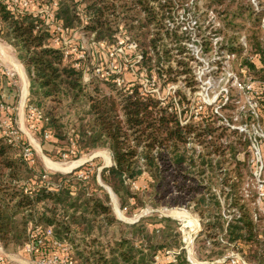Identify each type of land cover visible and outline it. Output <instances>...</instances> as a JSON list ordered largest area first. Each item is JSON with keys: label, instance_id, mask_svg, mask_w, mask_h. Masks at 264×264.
<instances>
[{"label": "rangeland", "instance_id": "374dc122", "mask_svg": "<svg viewBox=\"0 0 264 264\" xmlns=\"http://www.w3.org/2000/svg\"><path fill=\"white\" fill-rule=\"evenodd\" d=\"M114 1L116 6L125 4L129 8L117 7L111 17V31L103 33L99 40L95 39L94 31L85 28V3L75 4L79 19L74 20L63 35L66 40L64 49L69 52L67 57L62 56L63 63L80 72L87 90L91 89L89 83L97 85L105 94L112 93L111 84L121 91L138 85L141 94L152 95L161 105L173 104L183 124L201 122L217 127L212 138L216 139L213 147L217 151L209 156L211 161L207 164L210 165L205 167L202 175L203 185L207 186L203 189L207 198L203 209L208 210L211 203L208 198L215 197L219 201L217 211L230 219L238 216L237 207L242 205L241 209H247L254 223L253 239L229 242L224 231L204 232L201 217L192 201L172 204L175 192L164 198L149 195V191L142 192V205L130 208L125 204V208H120L119 200L99 176L102 167L112 164L106 146L81 151L76 156L75 145L68 146L66 140L46 136L40 130L43 119L27 117L28 106L40 110L42 115L53 114L59 119L61 135L69 137L77 130L81 119L82 123L87 121V104L79 102L74 105L66 100L56 104L51 96L44 97L0 21V63L17 72L11 79L0 76V102L12 108L13 125L34 156L33 164L27 165L34 175L31 180H21L20 184L30 187L45 173L44 180L48 185L51 183L49 175H64L77 168L74 175L86 179L94 176L98 184L104 185L116 219L131 224L144 217L148 231L156 234L157 242L164 245L155 252L152 264H176L178 256L187 261V254L193 260L191 263L187 261L189 264H229L226 257L230 251L238 254L240 264L242 261L264 264V250L261 251L264 247V33L260 27L264 18V0H175L188 10L178 11V18L182 15L181 29L184 25L188 31L187 38L181 42L163 37L162 30L153 20L163 0ZM51 2L38 3L48 5ZM49 37L48 45L56 48L55 43L48 41ZM211 137L208 135L206 139ZM185 147L194 157L207 151V146L200 144L192 133ZM16 150L12 148L14 153ZM45 160L65 168L50 167ZM73 162L79 163L78 166L67 171ZM148 180V176L142 174L127 183L131 190H137L145 188ZM88 191L103 196L101 190L90 185ZM234 199L237 207L233 204ZM128 203L132 204V201L129 199ZM173 208L184 213L176 216L171 212ZM173 212L180 214L177 210ZM111 235L110 232L104 239ZM70 239L62 245L68 252L63 257L66 262L58 264H83L73 254L74 245H79L80 249V235L73 234ZM54 250L57 255H63L61 246ZM0 257L7 264H39L38 254H31L24 246L13 244L0 242ZM222 259L224 261L220 262Z\"/></svg>", "mask_w": 264, "mask_h": 264}, {"label": "trees", "instance_id": "16d2710c", "mask_svg": "<svg viewBox=\"0 0 264 264\" xmlns=\"http://www.w3.org/2000/svg\"><path fill=\"white\" fill-rule=\"evenodd\" d=\"M55 1L59 4L56 17L65 26H71L74 20L79 19L75 4L85 3V28L94 31L97 40L103 38V33L111 31V17L117 7L123 10L129 8L125 4L116 6L114 0ZM179 3L163 0L157 17L153 18L163 37L174 42L185 38L184 32L177 33L175 22L181 7ZM0 21L4 23L6 36L13 40L28 74L44 97L51 96L56 104L62 100L74 105L79 102L87 104V121L82 123L81 119L77 130L69 137L61 135L59 119L50 113L42 115L44 125L40 130L59 140H66L68 146L75 145L76 156L81 151L106 146L112 164L102 167L99 176L119 200L120 208L142 205V192L149 191V195L159 198L175 192L172 204L192 201L201 217L204 232L224 231V237L229 242L253 239L254 223L247 209H241L242 205L236 204L235 199L232 201L234 206L238 205L237 217H222L217 211L219 201L215 197L208 198L211 200L210 207L203 209L207 205L203 189L207 186L203 185L202 175L205 174V167L210 165L207 164L211 161L209 156L217 151L213 147L216 139H212L217 127L201 122L183 124L173 104L161 105L152 95L141 94L138 85L121 91L111 84L112 93L105 94L97 85L89 83L91 89L87 90L80 72L63 63L60 50L48 45L49 34L34 14L27 11L11 13L0 3ZM162 53L165 54L166 50ZM191 133L200 144L207 146L206 153H199L196 157L188 153L185 144ZM208 135H212L211 139H206ZM13 147L0 137V242L3 245L23 246L31 234L42 238L43 228L51 227L52 239L44 238L34 254H58L54 249L59 246L52 241L55 239L61 243L62 248L65 240H71L73 234H78L81 246L79 249V245H74L73 254L83 264H152L155 252L164 245L157 242L156 234L148 231L144 217L131 224L116 219L103 186L95 181L94 176L86 179L74 175L78 168L64 175H49L51 183L48 185L41 177L30 187L20 184L21 180H31L34 173L18 149L14 147L17 150L15 153L12 151ZM142 174L149 178L145 188L131 190L127 182L136 180ZM89 185L101 190L103 196L89 192ZM129 199L132 204L128 203ZM110 232L111 237L104 239ZM263 250L264 247L261 248ZM61 251L63 255L68 254ZM176 264L189 263L178 256Z\"/></svg>", "mask_w": 264, "mask_h": 264}, {"label": "built area", "instance_id": "2783aa9c", "mask_svg": "<svg viewBox=\"0 0 264 264\" xmlns=\"http://www.w3.org/2000/svg\"><path fill=\"white\" fill-rule=\"evenodd\" d=\"M255 1V0H252ZM0 3L4 5L5 9L8 10L11 13H20L23 11L30 12L34 14L40 21L45 26V29L49 32V42L50 43H55L56 48L60 50L61 54L63 57H67L68 55V50L64 49V45L66 44V40L64 39L63 35H66V32L68 31V26H65L61 20H59L56 17V10H57V2L53 0L51 3L48 5L44 4H39L37 0H0ZM181 7L178 9L184 11L187 8L183 6L182 3ZM36 5V6H34ZM38 6V7H37ZM178 11L176 13V24L178 25L177 28V33L180 34L184 32V39L181 41H184L187 38V29L183 25L181 29V22H182V15L180 18H178L179 14ZM170 22V21H169ZM169 22L167 24H169ZM172 22H170L171 24ZM262 28V31L264 33V18L262 20V23L260 25ZM180 41V42H181ZM83 54L79 57H82ZM78 57V58H79ZM16 70L14 68L7 67L4 63H0V76H4L7 79L13 78V76L16 74ZM12 108H10L7 105H4L2 102H0V137L7 143L13 145L18 149V153L21 155V157L26 161L28 165H32L34 162V156H33V151L27 143L25 144L21 139L20 136L18 135V130L14 127L13 125V119H12ZM27 117L29 118H34V119H42V114L40 110L36 109L35 107L28 106L27 109ZM44 134L47 136L48 132L44 131ZM255 152L258 153V148H255ZM42 179H46L47 175L44 173L41 175ZM262 190V189H261ZM39 230L40 227H37ZM43 235L42 238H37L33 234H31L28 238V241L23 245L25 247V250L31 254H34L36 247L42 243L43 239L48 237L52 239V230L51 227H46L43 228ZM190 241V240H189ZM53 244L57 246H61V243L57 242L55 239L52 241ZM65 245V244H64ZM64 248V247H63ZM61 248V249H63ZM64 250V249H63ZM66 251V249L64 250ZM38 263L39 264H58L62 262H66V258L64 259L63 257H66L67 255H62L59 256L57 254H50L48 256H41L38 255ZM187 261L192 262L190 259V255L187 254ZM228 260L229 264H240L239 260L240 257L238 254L234 251H230L228 256L226 257ZM224 259H222L220 262H223ZM0 264H7L1 257H0ZM241 264H246L244 261H242Z\"/></svg>", "mask_w": 264, "mask_h": 264}, {"label": "bare ground", "instance_id": "6f19581e", "mask_svg": "<svg viewBox=\"0 0 264 264\" xmlns=\"http://www.w3.org/2000/svg\"><path fill=\"white\" fill-rule=\"evenodd\" d=\"M1 47V46H0ZM0 51H2L1 49H0ZM16 67H17V69L19 70V72H20V74H22L21 73V69L18 67V65L16 64ZM23 102V97H22V99H21V103ZM45 162H46V164L48 165V166H50V167H53V168H65V167H59V165L58 164H55V163H52V162H50L49 160H45ZM77 162H73L70 166H68L67 168H66V170L67 171H69L71 168H73V167H75V166H77L79 163H77ZM76 164V165H75ZM61 165V164H60ZM66 165V164H65ZM64 165V166H65ZM67 166V165H66ZM72 166V167H71ZM71 167V168H70ZM174 210H177V211H180V214H176V213H174L173 211ZM117 215L120 217V218H122V216H121V214L119 213L120 211H119V209H118V207H117ZM171 212L174 214V215H176V216H180V215H182L184 212L183 211H181V210H178V209H176V208H173V209H171ZM191 259V258H190ZM191 261L193 262V260L191 259Z\"/></svg>", "mask_w": 264, "mask_h": 264}, {"label": "water", "instance_id": "95a60500", "mask_svg": "<svg viewBox=\"0 0 264 264\" xmlns=\"http://www.w3.org/2000/svg\"><path fill=\"white\" fill-rule=\"evenodd\" d=\"M78 166V165H77ZM76 167V166H75ZM74 168V167H73ZM73 168H71L69 171H71ZM97 180H99V176L97 177ZM100 181V180H99ZM101 186H104L101 182L99 183ZM106 189H107V191H108V193H110V190H109V188H107L106 187ZM119 219H121L120 217H118ZM133 222V221H132Z\"/></svg>", "mask_w": 264, "mask_h": 264}]
</instances>
